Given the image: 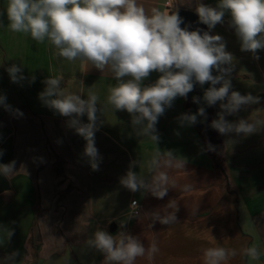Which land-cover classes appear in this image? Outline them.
Returning a JSON list of instances; mask_svg holds the SVG:
<instances>
[{
    "label": "crops",
    "instance_id": "0c3cea01",
    "mask_svg": "<svg viewBox=\"0 0 264 264\" xmlns=\"http://www.w3.org/2000/svg\"><path fill=\"white\" fill-rule=\"evenodd\" d=\"M200 2L137 0L149 15L153 8L167 14L178 8L195 11ZM202 2L215 6L217 0ZM6 6L7 0H0V12ZM227 19L212 34L222 35L233 54V87L261 100L227 119L245 118L262 126L247 136L217 132L218 167L211 151H201L207 145L201 131L177 122L181 113L188 112L187 100L177 98L159 118L156 144L136 134L126 111H115L108 103L116 81L107 69L101 73L86 61L59 57L48 40L37 42L30 34L13 32L6 15L0 17V95L11 106V110L0 106V163L16 162L15 171L5 177L10 188L0 194V264H108L87 241L101 229L115 235L119 226L145 245V255L135 264H203L204 249L210 245L234 249L240 234H247L248 247L255 244L262 253L250 264H264V51L258 61L241 52ZM13 63L21 64L24 75L35 77L34 82L12 83L5 69ZM48 76H62V87L69 93L98 97L103 122L95 133L99 170L91 169L84 155L86 141L67 126V118L39 99ZM157 78L153 72L145 84ZM16 109L23 115H16L12 111ZM217 111L218 105L208 110L209 123ZM82 120L87 122V117ZM154 157L159 167L150 168ZM134 159L133 170L149 184L160 172L168 175L169 190L163 199L148 189L133 193L120 185ZM132 200L140 207L136 216ZM176 207L177 220L169 224L157 220L156 214L166 215V210L173 212ZM112 223H116L114 232L108 229ZM224 229L237 238L227 244L221 239L209 243L206 234L217 235ZM152 244L158 249L154 253L148 251Z\"/></svg>",
    "mask_w": 264,
    "mask_h": 264
},
{
    "label": "clouds",
    "instance_id": "9594fccd",
    "mask_svg": "<svg viewBox=\"0 0 264 264\" xmlns=\"http://www.w3.org/2000/svg\"><path fill=\"white\" fill-rule=\"evenodd\" d=\"M195 13L207 30L182 28L183 20L177 12L167 14L153 8L149 15L137 0H7L0 17L6 15L7 27L13 32L30 34L37 42L48 40L59 57L86 61L101 73L107 69L116 81L107 97L108 103L115 111H126L136 134L147 136L156 144L160 141L156 127L159 118L177 98L187 100L196 86L203 89V96L192 97V102L198 105L195 113H181L177 117L180 127L195 125L198 117L206 120L203 105H218L216 118L209 125L212 129L221 135L253 134L262 126L260 121L227 117L238 116L246 106L259 104L260 97L234 89L233 54L227 50L224 37L212 34V30L225 24L227 17L228 28L238 40L240 51L251 53L258 61L259 52L264 51V0H217L215 6L201 0ZM5 71L12 83L35 80L24 75L21 64L13 63ZM153 72L158 73V78L145 84ZM62 81V76H48L43 81L45 87L39 99L46 107L66 117L67 126L86 141L84 155L91 169L97 171L101 158L95 146V133L103 123L98 116V97L91 93L87 98L69 93L62 87ZM0 106L11 110L4 95H0ZM12 111L23 115L18 109ZM85 116L87 122L82 120ZM205 150L215 148L209 143L201 149ZM171 155L169 151V158ZM157 157L150 162V168L159 167ZM15 164L14 160L0 163V175L12 174ZM136 166L135 159L130 161L127 172L119 179L120 185L133 193L148 189L154 197L163 199L169 190L168 175L160 172L149 184L133 170ZM177 211L178 207L173 212L166 210L163 216L156 214L157 220L161 224L174 222ZM87 243L103 253L108 264H135L137 257L146 252L138 236L126 230L115 235L97 230ZM157 250L152 244L148 251ZM236 254L234 249L210 247L203 250V264H227ZM242 254L250 261H258L262 253L253 244L243 249Z\"/></svg>",
    "mask_w": 264,
    "mask_h": 264
},
{
    "label": "water",
    "instance_id": "95a60500",
    "mask_svg": "<svg viewBox=\"0 0 264 264\" xmlns=\"http://www.w3.org/2000/svg\"><path fill=\"white\" fill-rule=\"evenodd\" d=\"M175 12H177L178 15L183 20V23L181 24L182 28L187 26L189 28V30H195L197 28L207 30L206 25L199 23V19H198L197 14L195 13V11L178 8L174 11V13ZM192 94H194L197 97H202L203 96V89L200 88L199 86H196L194 91L192 92ZM193 108L196 112L197 111V104L196 103H193ZM205 122L207 124L209 123L208 115H207ZM9 188H10V185H9L8 180L3 175H0V194L6 192L7 190H9ZM115 229H116V223H112L110 226V231L114 232Z\"/></svg>",
    "mask_w": 264,
    "mask_h": 264
},
{
    "label": "rangeland",
    "instance_id": "374dc122",
    "mask_svg": "<svg viewBox=\"0 0 264 264\" xmlns=\"http://www.w3.org/2000/svg\"><path fill=\"white\" fill-rule=\"evenodd\" d=\"M201 130H203V128H201ZM211 154H212V157L214 156L213 161L215 160L214 162H215L216 166L221 167V160H220L219 153L217 154V156L215 154H213V152ZM214 158H216V159H214ZM234 221L236 222V220H234ZM109 228H110V226L108 227V229ZM119 229L121 230V226H119ZM215 236H217V237L213 238ZM206 237L208 238L209 243L213 239H221V240H223L222 242L225 244H227L226 241L228 239H232V237L237 238L236 234L232 236L231 232L229 230H225V229H224V231L223 230L220 231V233L217 235H216V233L206 234ZM245 237H247V234L246 235L240 234V236L237 238V242H235V244H237V245L234 246V250L236 251L237 254L234 257H232L235 261L230 259L228 264H232V263H234V264H247V263L250 264L249 258L242 254V250L248 247V243H247V240ZM210 247H213V246L210 245L209 248Z\"/></svg>",
    "mask_w": 264,
    "mask_h": 264
},
{
    "label": "trees",
    "instance_id": "16d2710c",
    "mask_svg": "<svg viewBox=\"0 0 264 264\" xmlns=\"http://www.w3.org/2000/svg\"><path fill=\"white\" fill-rule=\"evenodd\" d=\"M207 87H208V85L205 84L204 88H207ZM193 96H195V95L192 94V92H191L188 94V98H187V109H188V112H190V113H195V110L193 108V102H192ZM204 107L206 108V113L211 108V107H207L206 105H204ZM197 108H198V105H197ZM200 121H203V122H200ZM209 125H210V123L207 124L205 122L204 118L198 117V122L195 124V127L201 131L203 139L205 140V143L206 144L210 143L211 145L214 146L215 150L211 151V153L213 152V154H215L217 156V154L219 153L220 141L218 138L217 131L212 129ZM201 128H203V130H201ZM214 159H216V158H214Z\"/></svg>",
    "mask_w": 264,
    "mask_h": 264
},
{
    "label": "built area",
    "instance_id": "2783aa9c",
    "mask_svg": "<svg viewBox=\"0 0 264 264\" xmlns=\"http://www.w3.org/2000/svg\"><path fill=\"white\" fill-rule=\"evenodd\" d=\"M131 206H132V215L133 216L138 215L139 211H140V207H139L137 201L136 200H132Z\"/></svg>",
    "mask_w": 264,
    "mask_h": 264
}]
</instances>
